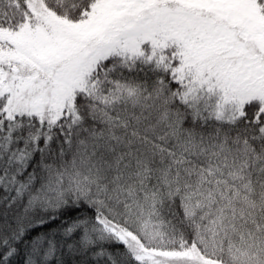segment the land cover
Masks as SVG:
<instances>
[{"label":"snow or ice","instance_id":"6c2138e0","mask_svg":"<svg viewBox=\"0 0 264 264\" xmlns=\"http://www.w3.org/2000/svg\"><path fill=\"white\" fill-rule=\"evenodd\" d=\"M0 190V264H264V0H0Z\"/></svg>","mask_w":264,"mask_h":264},{"label":"trees","instance_id":"16d2710c","mask_svg":"<svg viewBox=\"0 0 264 264\" xmlns=\"http://www.w3.org/2000/svg\"><path fill=\"white\" fill-rule=\"evenodd\" d=\"M15 193H13L14 195ZM5 194L3 193L2 190H0V197H3ZM22 211V209H20ZM5 211H6V205L3 203H0V228H3L4 223H5ZM11 211L9 210V223L13 224V227L15 226L14 221L11 220ZM63 219L58 220L57 222L51 223L49 225H46L45 228L42 230L46 233L52 234L55 233V239L57 241H62L64 239V237H62L59 233L62 230V225L64 223L65 220L67 221H71V219H73L76 215L75 212H64L63 214ZM20 249H21V256L18 257L17 259H15L13 261V264H23V250H24V245L21 244L20 245ZM77 262L79 264V260L81 259L80 257H77ZM53 264H55V261L53 262Z\"/></svg>","mask_w":264,"mask_h":264}]
</instances>
